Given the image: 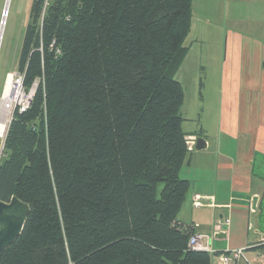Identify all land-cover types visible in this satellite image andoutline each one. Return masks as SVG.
I'll list each match as a JSON object with an SVG mask.
<instances>
[{"label": "trees", "instance_id": "obj_1", "mask_svg": "<svg viewBox=\"0 0 264 264\" xmlns=\"http://www.w3.org/2000/svg\"><path fill=\"white\" fill-rule=\"evenodd\" d=\"M190 22L191 0H32L16 72L34 93L0 157V201L29 212L0 264H211L176 220Z\"/></svg>", "mask_w": 264, "mask_h": 264}, {"label": "crops", "instance_id": "obj_2", "mask_svg": "<svg viewBox=\"0 0 264 264\" xmlns=\"http://www.w3.org/2000/svg\"><path fill=\"white\" fill-rule=\"evenodd\" d=\"M241 40L230 37L232 66L223 72L217 132L210 139L202 136L206 148L191 150L180 169L189 188L176 220L208 237L211 264L235 249H244L239 264H264V249L255 248L264 242V37ZM194 193L213 197L214 207L192 208Z\"/></svg>", "mask_w": 264, "mask_h": 264}, {"label": "rangeland", "instance_id": "obj_3", "mask_svg": "<svg viewBox=\"0 0 264 264\" xmlns=\"http://www.w3.org/2000/svg\"><path fill=\"white\" fill-rule=\"evenodd\" d=\"M31 2L0 0V97L6 78L16 71ZM263 33L264 0H191L190 28L184 40L188 53L175 74L184 92L183 132L204 139L216 134L223 75L232 66L230 37L239 42L242 37L261 40Z\"/></svg>", "mask_w": 264, "mask_h": 264}, {"label": "built area", "instance_id": "obj_4", "mask_svg": "<svg viewBox=\"0 0 264 264\" xmlns=\"http://www.w3.org/2000/svg\"><path fill=\"white\" fill-rule=\"evenodd\" d=\"M8 76H11V80H12L15 92L17 93V96L16 98L12 100L10 104L9 114L7 117V124L10 121L11 115L15 109H17L20 113L28 109L33 93H34V88L30 89L28 92H26L23 89L22 75L19 74L18 72L15 71L14 73L9 74ZM3 91H4V88H3ZM1 96H3V92ZM3 133L4 131L2 132L0 139H3V135H4ZM193 141H194L193 137L187 138V145H188L189 151L192 150ZM191 207L194 209H200L203 207H214L213 197L194 193L191 196ZM224 222L227 223L228 220H225ZM189 226L192 230L188 238L190 247L194 250L205 251L213 255V251L210 248V242H209L208 237L203 236V235L194 234L193 226L192 225H189ZM181 228L187 229V225L182 224ZM202 240H205L206 243L203 244ZM243 258H244V249H235V250L227 251V252L221 253L220 255H217L215 264H239V262Z\"/></svg>", "mask_w": 264, "mask_h": 264}, {"label": "water", "instance_id": "obj_5", "mask_svg": "<svg viewBox=\"0 0 264 264\" xmlns=\"http://www.w3.org/2000/svg\"><path fill=\"white\" fill-rule=\"evenodd\" d=\"M206 148L205 140L202 137H195L192 150L199 152ZM255 206V198L252 200V208ZM29 207L16 197L8 202L0 201V256L5 248L12 245L20 234Z\"/></svg>", "mask_w": 264, "mask_h": 264}, {"label": "bare ground", "instance_id": "obj_6", "mask_svg": "<svg viewBox=\"0 0 264 264\" xmlns=\"http://www.w3.org/2000/svg\"><path fill=\"white\" fill-rule=\"evenodd\" d=\"M16 96L17 93L15 92L11 80V76H8L5 82L3 96L0 97V136L2 135V132L5 130L7 124V117L9 114L10 104L12 100L16 98Z\"/></svg>", "mask_w": 264, "mask_h": 264}]
</instances>
